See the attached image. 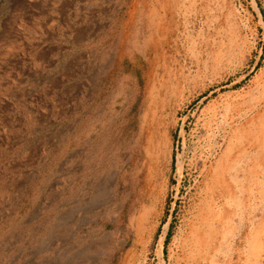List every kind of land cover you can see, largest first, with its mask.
<instances>
[{
	"label": "rangeland",
	"instance_id": "obj_1",
	"mask_svg": "<svg viewBox=\"0 0 264 264\" xmlns=\"http://www.w3.org/2000/svg\"><path fill=\"white\" fill-rule=\"evenodd\" d=\"M0 264H264V0H0Z\"/></svg>",
	"mask_w": 264,
	"mask_h": 264
},
{
	"label": "bare ground",
	"instance_id": "obj_2",
	"mask_svg": "<svg viewBox=\"0 0 264 264\" xmlns=\"http://www.w3.org/2000/svg\"><path fill=\"white\" fill-rule=\"evenodd\" d=\"M16 28H17V27H14V28H13V32L15 33V34H14L15 36L20 35V33H19V29L17 28V29H18V30H17ZM10 36H11V34L9 35V37H10Z\"/></svg>",
	"mask_w": 264,
	"mask_h": 264
}]
</instances>
